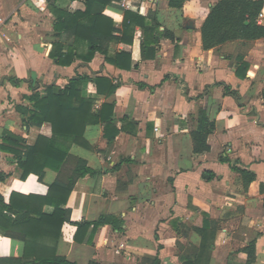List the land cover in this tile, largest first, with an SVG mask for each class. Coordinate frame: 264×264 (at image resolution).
Masks as SVG:
<instances>
[{
    "label": "crops",
    "instance_id": "obj_1",
    "mask_svg": "<svg viewBox=\"0 0 264 264\" xmlns=\"http://www.w3.org/2000/svg\"><path fill=\"white\" fill-rule=\"evenodd\" d=\"M178 1L132 0L127 9L114 1L104 10L116 16V27L124 11H132L174 36L161 39L154 55L142 51L139 28L131 45L110 44L111 55L130 54L132 68L120 70L100 54L90 63L54 65L46 50L53 25L47 5L37 9L28 0H0V147L5 133L28 146L38 136L51 138L49 124L27 129L16 109L30 107L26 98L32 88L42 94L52 83L64 88L75 76H85L90 80L81 92L94 101V112L105 103L113 106L111 146L103 124L88 126L84 139L91 149L72 145L61 174L46 169L41 180L35 175L21 180L14 156L0 149L5 203L11 193L45 196L57 179H67L77 159L96 172L77 180L63 206L70 223L61 227L56 256L70 263L246 264L242 249L253 243L250 264H264V38L243 52L235 42L204 50L200 29L219 0L169 4ZM53 3L71 13L84 8L83 0ZM259 14L258 25H264V8ZM48 30L50 42L43 41ZM239 54L248 65L245 75L236 73ZM99 77L117 85L111 98L97 94L91 81ZM202 109L215 129L207 138L209 151L195 155L190 134ZM221 157L254 180L244 184ZM203 173L213 178L203 180ZM101 217L117 218L120 229L74 225ZM23 255L24 242L0 235V260Z\"/></svg>",
    "mask_w": 264,
    "mask_h": 264
},
{
    "label": "trees",
    "instance_id": "obj_2",
    "mask_svg": "<svg viewBox=\"0 0 264 264\" xmlns=\"http://www.w3.org/2000/svg\"><path fill=\"white\" fill-rule=\"evenodd\" d=\"M114 1L116 0H83V10L71 13L57 8L53 3L55 0H46L53 16L52 42L46 47L48 59L54 65L69 67L77 60L90 63L96 54H100L108 64L120 70H130V54L119 52L111 55L110 44L131 45L136 28L144 36L142 51L150 50L153 55L161 39L174 40L169 31H159V25L154 19L146 21L132 11H124L120 27H116V16L104 12ZM183 1L169 4L179 7ZM263 8L264 0H219L209 8L201 26L202 48L217 51L225 44L235 42L246 50L254 41L263 39L264 25L256 22ZM237 57L239 66L236 73L239 75L242 72L245 75L248 65L243 61V55L239 54ZM89 80L77 75L64 88L52 83L42 94L32 88L31 95L26 98L30 107L23 104L16 107L27 129L49 124L52 131L51 138L38 136L31 146L26 145L23 138L5 133V145L0 149L14 156L17 167L22 172L21 180L29 175H35L41 180L46 169L61 174L70 158L69 149L72 145L91 149L84 139V131L88 126L103 124L104 136L108 140V146H111L116 136V132L110 134L113 130V106L105 103L99 111L94 112V101L84 98L81 92L82 85ZM91 82L94 83L97 94L106 99L111 98L117 89V85H113L105 77ZM196 124V129L190 134L192 151L195 155H201L209 151L207 138L213 133L215 123L207 118L202 109L197 113ZM220 162L228 164L232 171L238 173L244 184L254 180V175L239 169L235 161L221 157ZM94 175L96 172L87 167L85 161L77 159L73 168L68 170L67 179H57L43 197L11 193L5 203L0 196V235L24 242L22 259H4L0 260V264H74L56 256L61 227L64 223H70L69 211L63 206L77 180ZM3 178L0 175V180ZM202 178L209 181L213 175L203 173ZM44 207H51V211H43ZM121 224L115 217H101L93 223L74 225L77 230H81L91 225L94 228L110 225L113 229H120ZM242 251L247 254L246 264H250L254 258V244H249Z\"/></svg>",
    "mask_w": 264,
    "mask_h": 264
},
{
    "label": "built area",
    "instance_id": "obj_3",
    "mask_svg": "<svg viewBox=\"0 0 264 264\" xmlns=\"http://www.w3.org/2000/svg\"><path fill=\"white\" fill-rule=\"evenodd\" d=\"M28 1H30L37 9H40L44 7V5H47L46 0H28ZM131 1L132 0H116L114 4L119 8L127 9L131 5ZM262 18L263 15L259 14L256 20L257 24H261Z\"/></svg>",
    "mask_w": 264,
    "mask_h": 264
},
{
    "label": "rangeland",
    "instance_id": "obj_4",
    "mask_svg": "<svg viewBox=\"0 0 264 264\" xmlns=\"http://www.w3.org/2000/svg\"><path fill=\"white\" fill-rule=\"evenodd\" d=\"M50 23V22H49ZM49 23H45V25H46V27H47V29H49ZM50 33H51V31H47L46 33H44V36H43V41H46V42H50V40H51V38H50ZM239 51L240 52H243L244 50L243 49H241L240 50V48H239Z\"/></svg>",
    "mask_w": 264,
    "mask_h": 264
}]
</instances>
